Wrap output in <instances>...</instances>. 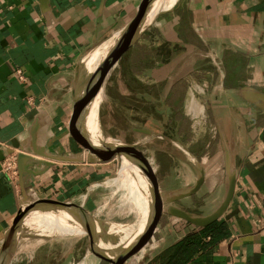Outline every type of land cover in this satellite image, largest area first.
<instances>
[{"label": "crops", "instance_id": "0c3cea01", "mask_svg": "<svg viewBox=\"0 0 264 264\" xmlns=\"http://www.w3.org/2000/svg\"><path fill=\"white\" fill-rule=\"evenodd\" d=\"M144 1L0 0V245L24 209L33 215L52 207L83 208L104 195L114 159L47 167L29 149L44 136L50 152L82 149L72 97L77 62ZM128 50L131 60L120 61L124 52L113 64L92 107L100 124L105 126L106 112L107 121L138 119L132 131L142 136L128 143L139 148L155 136L170 142L168 154L175 157L162 171L141 150L161 190L195 183L197 171L182 146L192 152L205 180L180 203L194 213H210L223 197L224 146L236 170L233 198L219 220L225 232L186 264H264V0H180ZM114 86L120 107L106 100ZM35 118L39 128L31 140ZM13 151L25 153L17 187L1 171ZM134 208L140 215L143 208ZM129 217L136 223L141 218ZM198 230L161 214L142 244L68 235L36 239L40 243L28 253L22 241L9 264H166L171 247Z\"/></svg>", "mask_w": 264, "mask_h": 264}, {"label": "water", "instance_id": "95a60500", "mask_svg": "<svg viewBox=\"0 0 264 264\" xmlns=\"http://www.w3.org/2000/svg\"><path fill=\"white\" fill-rule=\"evenodd\" d=\"M180 0H145L139 11L120 29L90 49L77 62L72 97L75 106L74 119L79 130L82 149L64 154L50 152L45 147L44 136L39 144H31L29 151L41 158L49 167L54 162L105 163L115 157L127 160L137 172L138 183L144 199V209L138 223H131L84 212L82 208L60 210L54 207L28 215L24 209L14 221L9 233L0 245V264H9L20 242L68 235H91L125 241L135 245L145 242L153 233L159 216L167 214L182 219L196 227H205L219 221L228 210L236 185V170L231 164L230 153L224 146L225 181L220 203L208 214L194 213L180 203L196 194L205 180V169L200 160L182 146L197 171L195 183L185 189L165 191L159 189L156 178L142 151L135 143L114 138H104L91 121V109L97 101L103 80L113 64L126 52L164 13L175 9ZM39 128L35 118L30 126L31 140ZM151 133L149 130H141ZM26 148L21 147L24 151ZM17 155L19 175L20 157ZM27 151V150H25ZM23 153V154H22ZM43 158V159H42ZM44 160V161H43Z\"/></svg>", "mask_w": 264, "mask_h": 264}, {"label": "rangeland", "instance_id": "374dc122", "mask_svg": "<svg viewBox=\"0 0 264 264\" xmlns=\"http://www.w3.org/2000/svg\"><path fill=\"white\" fill-rule=\"evenodd\" d=\"M135 48L137 50V47ZM132 54H134L133 50H127L123 54L120 61L121 62L125 60L130 61ZM118 89L117 87L114 86L108 90L107 98H106L108 106H112V105L114 106L115 104L117 105L119 104L118 106L120 107L121 104L119 103V101L118 102L116 101L118 97L117 93L119 92ZM107 117H108V113L106 112L105 126L104 125L102 126L100 124V118L98 117V114L95 120L96 123H94L97 130H99L102 133L104 138H114L117 140H122V141L124 140V142L125 140L127 142H132L133 140L142 136L141 134H138L132 131V127L139 125L138 119H132V120L129 119L130 121L125 119L126 120L125 121L122 118H118V119L116 118V119H110V121H107V119H109ZM180 120L183 122L185 126H188L189 124L188 119L184 118ZM133 121L134 122L136 121L137 123H135L134 125ZM156 137L157 136H155V138L150 141L143 142L142 145L139 147V149L144 150L147 157L151 159L154 158L155 165H156L155 167L158 168L157 165H159L160 166L159 170L162 171L168 167V163H171L172 157H175V156H173L172 154V157H171V155L168 154V150H172V146L170 142H168L166 139L156 138ZM80 146L82 145L80 144ZM155 148H158L159 151H157ZM177 151H178L176 152L177 155L179 156V158H181L183 156L182 150H177ZM120 161H121L120 158L114 160V162L111 164L112 171L109 172L105 176V181L107 182L105 183L106 188L101 189L103 190L104 195L100 197V200L98 199L96 205H93V204L85 205L82 208L84 212H93V210L96 207H100L105 202H108V203L110 202V203L115 204L122 199H126V191L127 190L130 191L131 189V177L128 175V173H126V175H122L121 180H119V170L121 168ZM78 203H76V206L79 205ZM135 206L141 207L138 204L115 206V207H109L106 209H99L98 211H96V214L100 216L103 215L109 218H114L116 220L136 223L137 221L135 218L133 217L126 218L129 215L141 216V214L138 215L140 212V209L134 208ZM72 209H75V208H72Z\"/></svg>", "mask_w": 264, "mask_h": 264}, {"label": "trees", "instance_id": "16d2710c", "mask_svg": "<svg viewBox=\"0 0 264 264\" xmlns=\"http://www.w3.org/2000/svg\"><path fill=\"white\" fill-rule=\"evenodd\" d=\"M198 229L197 232L188 234L171 247L166 264H186L196 252L214 245L216 242L214 238L216 239L218 235H222L226 227L219 221H215L205 227H198ZM207 236H209V239H206Z\"/></svg>", "mask_w": 264, "mask_h": 264}, {"label": "bare ground", "instance_id": "6f19581e", "mask_svg": "<svg viewBox=\"0 0 264 264\" xmlns=\"http://www.w3.org/2000/svg\"><path fill=\"white\" fill-rule=\"evenodd\" d=\"M100 97V95H99ZM98 100V99H97ZM97 114L93 113V110L91 109V121H94L96 119ZM121 168L119 170V180H121V175H128L131 177V189L130 191H126V199H122L117 203H108L105 202L100 207H97L93 210V213L96 214V211L99 209H106L109 207H115V206H122V205H128V204H139L144 209V199L143 195L140 190V186L138 184V178H137V172L135 171L134 167L125 159H121ZM103 216V215H102ZM41 240H29L27 241V251L28 253H31L33 249L40 243Z\"/></svg>", "mask_w": 264, "mask_h": 264}, {"label": "built area", "instance_id": "2783aa9c", "mask_svg": "<svg viewBox=\"0 0 264 264\" xmlns=\"http://www.w3.org/2000/svg\"><path fill=\"white\" fill-rule=\"evenodd\" d=\"M16 74L19 80L21 81L25 80V76L23 75L21 69H17ZM17 155H18V151H13L11 153H8L1 162V171L16 187L18 186V180H19ZM116 159H118V157L114 158V160ZM206 239H209V236H207Z\"/></svg>", "mask_w": 264, "mask_h": 264}]
</instances>
